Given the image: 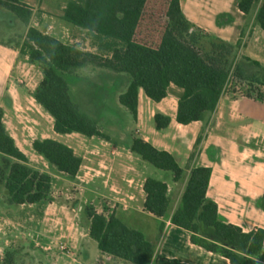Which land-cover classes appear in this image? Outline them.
<instances>
[{
    "label": "crops",
    "instance_id": "obj_1",
    "mask_svg": "<svg viewBox=\"0 0 264 264\" xmlns=\"http://www.w3.org/2000/svg\"><path fill=\"white\" fill-rule=\"evenodd\" d=\"M19 1L32 11V18H38L35 26L40 32L86 52H97L84 30L63 20L71 0ZM239 1L180 0V6L195 30L231 45L241 43L239 64L247 75L260 77L264 73V30L256 21L260 3L246 15L239 9ZM44 25L43 31L39 26ZM161 32L158 28L154 32L148 21L140 30L146 40L159 39ZM93 67L97 66L82 71ZM105 71L112 75V103L126 119L125 126H116L112 135L100 127L112 142L77 133L60 135L54 130L53 117L34 98L43 80L42 70L18 47L0 41V109L6 130L27 156L28 165L52 178L51 200L34 205H9L5 186L0 184V264H130L103 254L90 237L91 220L85 211L91 206L98 214L114 215L129 228L142 232L160 256L182 264H230L222 255L193 244L191 234L174 226L171 219L180 206L191 171L210 168L207 197L217 204L220 221L245 233L264 230V102L240 97L231 92V86L216 112L207 115L204 122L181 125L177 113L183 91L172 85L168 97L159 103L141 90L135 120L119 103L131 80L127 74ZM85 79L69 78L72 98L82 109L74 88L78 85L80 94L86 96L90 83ZM122 80L128 82L122 85ZM157 114L171 118L167 129H156ZM31 122L34 124L28 125ZM45 122L48 127H44ZM202 134V143L191 161ZM135 137L174 156L185 171L184 178L175 182L171 172H167L171 176H157L159 172H153L150 163L132 153ZM47 139L68 146L82 158L75 179L60 174L34 150L35 141ZM150 178L168 185L171 207L166 218L158 219L145 211L144 185ZM70 185L77 187L76 193L57 191L69 190Z\"/></svg>",
    "mask_w": 264,
    "mask_h": 264
},
{
    "label": "trees",
    "instance_id": "obj_2",
    "mask_svg": "<svg viewBox=\"0 0 264 264\" xmlns=\"http://www.w3.org/2000/svg\"><path fill=\"white\" fill-rule=\"evenodd\" d=\"M151 3L153 0H71L63 20L90 36L97 49L95 54L64 44L37 29L28 30L25 40L17 47L42 70L43 80L34 98L53 117L57 134L77 133L111 140L96 121L80 110L71 95L69 78L90 66L131 77L126 92L119 96V103L135 120L141 90L150 100L159 103L168 97L172 85L181 89L177 122L190 125L204 122L207 115L214 114L234 81L246 84L251 98L256 86L264 87V80L247 75L239 64L237 51L241 43L231 45L195 30L182 13L180 0H166L159 39L141 38L140 30ZM258 3L256 21L264 30V0H240L239 9L250 15ZM0 7L26 24L32 17V11L19 0H0ZM253 98L264 102L260 90ZM155 123L156 129L162 131L170 126L171 118L157 114ZM202 140L203 134L197 140L191 161ZM33 148L60 174L69 179L78 176L83 160L68 146L47 139L35 141ZM131 151L156 169L171 172L175 182L184 178L185 171L174 156L156 149L144 139L135 137ZM0 156V177L9 205H34L51 200L52 178L28 165L27 156L6 130L2 109ZM211 175L210 168L191 171L171 222L189 232L193 244L222 255L230 264H255V260L264 258V230L245 233L238 226L220 221L217 204L207 197ZM144 190L147 194L145 211L158 219L166 218L171 207L168 185L150 178ZM87 215L91 220L90 237L103 254L130 264H182L158 255L142 232L129 228L116 216L106 217L92 207L87 209Z\"/></svg>",
    "mask_w": 264,
    "mask_h": 264
},
{
    "label": "rangeland",
    "instance_id": "obj_3",
    "mask_svg": "<svg viewBox=\"0 0 264 264\" xmlns=\"http://www.w3.org/2000/svg\"><path fill=\"white\" fill-rule=\"evenodd\" d=\"M166 6H167L166 0H153V3H151L145 21H148V25L150 27L152 26L154 32H156L157 28L159 30H162L165 21V14L167 10ZM151 20L153 24H155V22H158L157 25H151L152 23ZM37 22H38V18L31 17L28 24H26L15 14L8 11L6 8L0 7V41L2 43H5L6 45L19 47L20 44L25 40L29 29L32 28L38 29V27L35 26V23ZM39 28L43 31L46 30L45 25L39 26ZM204 44H206L205 41ZM259 75H260V79L264 80V73H260ZM76 76H82L86 78L85 80H88L90 83V88L88 89L86 96H84V94H80V87L78 85L75 86L74 88L75 97L77 98L80 97L78 101H80L83 109L87 111L90 115L86 114V112H84V110L80 108V106L77 104L80 110L86 115H88L90 118H92L94 121H96L100 125V127L105 131V133H107L108 135H112V133L116 131V126L118 127L119 125L121 127H124L126 124V119L124 118L123 115H121L118 111L115 110L114 104L112 103L113 101L112 75L107 73V71H105V69L103 68L93 67V69L91 70L80 71L79 73L76 74ZM127 76L131 80V77L129 75ZM34 81L36 82V79ZM127 82L128 80H122V85L126 84ZM231 90H232L231 92L236 93L240 97L248 96V94L250 93V90L246 84H242L238 82L235 84V81L234 84L232 85ZM259 90L261 94H264V87L256 86L254 88V92L251 95H253V97H256L259 94ZM122 108L127 112L128 116H131L130 112L126 108L124 107ZM29 124L30 125L34 124V122L28 123V125ZM43 125L44 127H48V124L46 122L43 123ZM132 132L133 133L136 132L135 127L133 128ZM111 140L110 142H112ZM0 165H2L1 156H0ZM148 166L151 168V170H153V172H159L157 176L160 175L161 177V176L172 175L171 173H167L156 169L151 164H148ZM0 184L1 185L4 184L1 177H0ZM70 186L71 187H69V190H66L65 188L61 190V188H57L58 189L57 191H65V192L69 191L71 193H76L77 187L72 185ZM105 205H108V203H106ZM91 207L95 208V206H91ZM85 212L87 213V209ZM142 223L147 224V222H142ZM254 262L255 264H263L264 258L258 259V261L255 260Z\"/></svg>",
    "mask_w": 264,
    "mask_h": 264
},
{
    "label": "built area",
    "instance_id": "obj_4",
    "mask_svg": "<svg viewBox=\"0 0 264 264\" xmlns=\"http://www.w3.org/2000/svg\"><path fill=\"white\" fill-rule=\"evenodd\" d=\"M232 85H233V83L228 87L227 91L231 88Z\"/></svg>",
    "mask_w": 264,
    "mask_h": 264
}]
</instances>
